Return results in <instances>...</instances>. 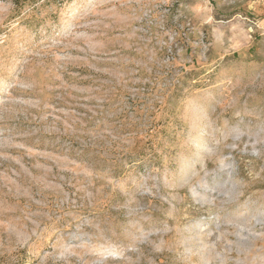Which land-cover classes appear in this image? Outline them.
<instances>
[{"label":"rangeland","instance_id":"374dc122","mask_svg":"<svg viewBox=\"0 0 264 264\" xmlns=\"http://www.w3.org/2000/svg\"><path fill=\"white\" fill-rule=\"evenodd\" d=\"M0 0V264H264V0Z\"/></svg>","mask_w":264,"mask_h":264},{"label":"trees","instance_id":"16d2710c","mask_svg":"<svg viewBox=\"0 0 264 264\" xmlns=\"http://www.w3.org/2000/svg\"><path fill=\"white\" fill-rule=\"evenodd\" d=\"M36 0H14V4L16 5V7L18 8V10H20L21 8H23L25 5L30 4L31 2H35ZM59 2H71L72 0H58Z\"/></svg>","mask_w":264,"mask_h":264}]
</instances>
